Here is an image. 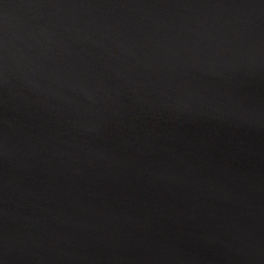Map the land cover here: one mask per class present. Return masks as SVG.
<instances>
[{
    "label": "water",
    "instance_id": "95a60500",
    "mask_svg": "<svg viewBox=\"0 0 264 264\" xmlns=\"http://www.w3.org/2000/svg\"><path fill=\"white\" fill-rule=\"evenodd\" d=\"M0 264H264V0H0Z\"/></svg>",
    "mask_w": 264,
    "mask_h": 264
}]
</instances>
